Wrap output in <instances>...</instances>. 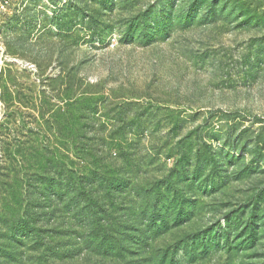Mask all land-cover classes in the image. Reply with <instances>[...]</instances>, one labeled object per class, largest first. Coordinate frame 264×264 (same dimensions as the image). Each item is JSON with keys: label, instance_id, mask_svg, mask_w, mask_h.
<instances>
[{"label": "rangeland", "instance_id": "obj_1", "mask_svg": "<svg viewBox=\"0 0 264 264\" xmlns=\"http://www.w3.org/2000/svg\"><path fill=\"white\" fill-rule=\"evenodd\" d=\"M0 264H264V0L0 6Z\"/></svg>", "mask_w": 264, "mask_h": 264}, {"label": "built area", "instance_id": "obj_2", "mask_svg": "<svg viewBox=\"0 0 264 264\" xmlns=\"http://www.w3.org/2000/svg\"><path fill=\"white\" fill-rule=\"evenodd\" d=\"M19 0H0V6L6 8L14 3H18Z\"/></svg>", "mask_w": 264, "mask_h": 264}]
</instances>
